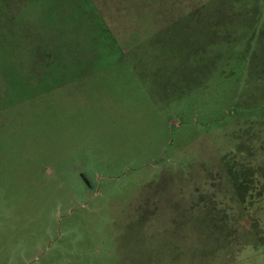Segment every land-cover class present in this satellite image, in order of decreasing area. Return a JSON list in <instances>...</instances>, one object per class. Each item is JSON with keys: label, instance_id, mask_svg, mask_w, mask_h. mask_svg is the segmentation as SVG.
Returning a JSON list of instances; mask_svg holds the SVG:
<instances>
[{"label": "rangeland", "instance_id": "rangeland-1", "mask_svg": "<svg viewBox=\"0 0 264 264\" xmlns=\"http://www.w3.org/2000/svg\"><path fill=\"white\" fill-rule=\"evenodd\" d=\"M250 176L264 0H0V264H264Z\"/></svg>", "mask_w": 264, "mask_h": 264}, {"label": "trees", "instance_id": "trees-1", "mask_svg": "<svg viewBox=\"0 0 264 264\" xmlns=\"http://www.w3.org/2000/svg\"><path fill=\"white\" fill-rule=\"evenodd\" d=\"M260 158V157H259ZM263 158H261L260 160H262ZM254 179L250 176V177H242L240 178L239 180V184H238V192L239 194H241V197L244 198V197H247L248 194H249V191L251 190L252 186L254 187L257 186V185H260V188L261 190L259 192H261L259 195L262 194L263 192V189H264V181L260 182V181H257L256 183L257 184H254V185H251V183H253ZM249 188V189H248ZM248 190V191H247Z\"/></svg>", "mask_w": 264, "mask_h": 264}]
</instances>
